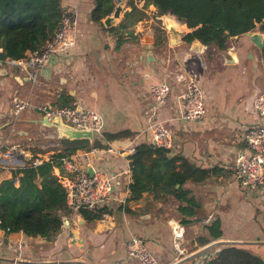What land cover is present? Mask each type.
<instances>
[{
  "label": "crops",
  "instance_id": "crops-1",
  "mask_svg": "<svg viewBox=\"0 0 264 264\" xmlns=\"http://www.w3.org/2000/svg\"><path fill=\"white\" fill-rule=\"evenodd\" d=\"M136 4L144 15L130 13L127 0L120 18L106 27L104 18L100 24L90 18L94 0H61L65 13L76 14V41L59 55L50 72L40 74L34 84L17 67L0 68V152L17 150L3 159L0 182L28 162L49 161L63 146V138L41 124L35 109L12 115L10 99L15 92L36 105L97 111L104 117L103 132L131 134L112 142L101 140L105 147L95 152L79 149L68 157L82 170L92 167L114 176L112 198L100 207L109 212L96 220L69 213L51 239L0 228V264H136L125 249L131 236L140 237L161 264H171L170 222L179 221L178 201L170 194L152 192L128 199L129 149L151 143L154 124L173 132L175 149L168 156L205 171L202 181L184 184L206 214L202 221L182 224L186 264L201 262L207 252L223 244L248 248L264 259V186L244 188L233 172V159L239 151L248 152L245 134L257 122L254 99L264 92V47L250 40L252 34H261L264 42V32L257 25L253 31L229 37L223 50L198 41L186 43L182 37L190 29L183 22L159 15L152 4ZM168 21L174 23L180 42L170 43ZM188 77L196 80L205 102L206 112L195 122L178 119V96ZM163 80L171 90L155 107L148 89ZM63 171L53 167L52 173ZM215 219L222 235L198 244L203 226Z\"/></svg>",
  "mask_w": 264,
  "mask_h": 264
},
{
  "label": "trees",
  "instance_id": "trees-1",
  "mask_svg": "<svg viewBox=\"0 0 264 264\" xmlns=\"http://www.w3.org/2000/svg\"><path fill=\"white\" fill-rule=\"evenodd\" d=\"M138 1H143L144 6L152 4L159 15L170 14L183 22L190 29L182 37L186 43L198 41L223 50L229 37L253 31L257 25L258 30L264 32V0H128L130 13L144 15L137 8ZM94 4L90 18L100 24L101 19L112 12L113 3L112 0H94ZM63 15L61 0H0V58L17 59L40 47L53 36ZM130 135L124 131L103 132L101 138L95 137L91 144L88 140L63 138L62 148L49 161L38 165L28 162L14 170L11 178L0 182V228L51 239L62 228L63 217L69 214L64 188L53 175V167L61 168L62 159L79 149L102 148L106 144L101 140L112 142ZM128 157L131 166L128 199H138L145 192L166 193L178 201L181 224L202 221L206 217L184 187L188 181H202L204 170L183 158L168 156L165 149L151 143L137 144ZM107 212L109 210L103 207L94 212L82 209L79 214L84 219L96 220ZM221 235L220 221L215 219L203 226L197 242L203 245ZM202 261L264 264L260 255L236 244L220 245L207 252Z\"/></svg>",
  "mask_w": 264,
  "mask_h": 264
},
{
  "label": "built area",
  "instance_id": "built-area-1",
  "mask_svg": "<svg viewBox=\"0 0 264 264\" xmlns=\"http://www.w3.org/2000/svg\"><path fill=\"white\" fill-rule=\"evenodd\" d=\"M113 3L122 2L123 7L127 0H112ZM77 19L74 11L65 13L59 25L54 30L53 36L46 40L40 47L33 51H27L23 57L0 58V68L17 67L27 74L31 83H37L40 72L47 59L51 55H59L72 47L76 41ZM170 85L163 80L149 86L148 94L152 98L155 107L166 101L170 93ZM12 115L18 116L23 110L35 109L41 118L51 120L61 117L62 120L78 129H89L94 136L101 134L104 117L101 113L84 109L75 105L54 106L51 104L36 105L29 99L22 98L14 93L10 99ZM179 114L178 119L183 122H195L203 118L205 102L202 89L192 77L185 81L184 88L178 96ZM253 111L257 116V122L252 125L245 134V143L248 152H237L233 159V172L239 184L249 190H257L264 186V92L259 93L253 102ZM151 129V144L163 148L168 154L175 149L173 132L163 124H154ZM97 150L92 147L93 152ZM134 148L129 149V154ZM16 147L4 153L0 152V166L5 157H12L16 153ZM119 153V152H118ZM64 171L56 177L65 191L66 208L69 213H78L82 209L96 211L112 198L114 176L106 172L92 168V174L80 169L68 157L62 159ZM172 234V249L174 256L171 264H186L184 227L177 221L170 222ZM127 255L136 264H161L138 236H131L125 242ZM201 264H207L202 261Z\"/></svg>",
  "mask_w": 264,
  "mask_h": 264
},
{
  "label": "water",
  "instance_id": "water-1",
  "mask_svg": "<svg viewBox=\"0 0 264 264\" xmlns=\"http://www.w3.org/2000/svg\"><path fill=\"white\" fill-rule=\"evenodd\" d=\"M123 10V3L122 2H117L114 4L113 11L111 14L107 15L103 19V24L106 27H111L117 19L120 18V14ZM167 30L170 32V39H171V44H175L177 42H180L181 40L178 38L177 34V29L175 28L174 24H168ZM250 40L258 47L263 48L264 47V42L262 40L261 34H252L250 37ZM148 41V39H147ZM146 41V42H147ZM146 49L151 50L152 45L147 44ZM152 53H148V59L151 60ZM58 62V57L56 55H51L46 61V64L42 68L40 74L42 73H49L51 67ZM5 68H1V70H4ZM80 107V106H79ZM40 122L42 125L49 127V128H54V130L57 133V136L59 138H65V139H70V140H88L89 142H92L95 138L93 135L92 131L89 129H78L73 126H70L66 124L61 117H54L51 120H47L46 118H40ZM25 160L29 159V156L24 157ZM88 174H92V167L88 169ZM178 186V185H177ZM71 236L73 234L71 233ZM74 238V237H73Z\"/></svg>",
  "mask_w": 264,
  "mask_h": 264
},
{
  "label": "rangeland",
  "instance_id": "rangeland-1",
  "mask_svg": "<svg viewBox=\"0 0 264 264\" xmlns=\"http://www.w3.org/2000/svg\"><path fill=\"white\" fill-rule=\"evenodd\" d=\"M166 17L171 18V21H172V20H175V18H174L172 15H170V14H166ZM168 23L170 24L169 21H168ZM171 24H174V23H171ZM102 133H103V130H102L101 134H102ZM101 134L97 135L98 138H101ZM97 136H95V137H97Z\"/></svg>",
  "mask_w": 264,
  "mask_h": 264
}]
</instances>
